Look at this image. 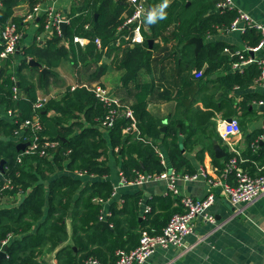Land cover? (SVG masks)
<instances>
[{
    "label": "trees",
    "instance_id": "trees-1",
    "mask_svg": "<svg viewBox=\"0 0 264 264\" xmlns=\"http://www.w3.org/2000/svg\"><path fill=\"white\" fill-rule=\"evenodd\" d=\"M22 1H27L28 11H32L44 0H2L0 33L6 22L12 21L24 35V28L27 26L24 21L25 16H14L15 7ZM164 1L155 0V4L165 3ZM170 2L163 10V17L161 13L156 12L149 17L150 34L143 31L145 41L142 44H132L126 40L117 44V39L129 32L125 24L134 12V8L126 0H79L78 7H74L71 13L73 18L67 27L65 39L62 34L54 32V36L44 47H39L35 41L30 47L23 49L21 60L16 57L1 58L0 56V161H5L4 172L0 171L2 177L0 183L3 184L5 180L10 179L14 186L13 190H6L2 195L14 198L19 194L24 196L19 204L0 205V245L12 235V239L7 244L8 256L0 260V264H43L41 256L45 249L51 252L69 238L66 224L68 217L76 221L73 222L72 228H74L73 239L77 251L72 246L62 247L58 251L61 264L67 261L66 257H62L64 253L74 256L79 252H86L82 258L87 259L88 256L94 255L102 260L101 254L108 250L113 254L116 263L115 250L121 249L122 236L119 238L114 236L118 234L124 222L130 224L132 220L138 221L142 200L140 194L127 195L123 206L113 210L114 214L107 221H110L116 229L114 233L103 229L99 224L101 207L95 204L93 199L108 200L114 189L113 184L108 180L111 168L104 162L108 144L113 151L121 153L123 158L121 174L129 183L134 182L138 174L155 175L165 171L166 168L161 163L157 151L158 140L165 144L174 171L190 175L197 172L188 158L181 153V145L176 135L178 128L176 129V125L172 124L176 119H170L171 127L163 132V120L149 110V99L156 88L153 82L141 80L143 74H149L153 70V52L148 51L150 39L160 41L164 45H175L177 48L173 55L177 56L174 59L176 63L180 59L186 62V56H190L191 59L186 63L197 72L204 70L200 80L217 75L214 81L221 90H248L260 80L263 65L258 61L235 69L234 65L240 62L239 55L231 57L225 55L227 45L224 43L206 44L197 54L184 52L186 47L192 46L190 39L193 37L205 40L209 34L228 31L237 17L235 9L221 8L223 0L219 2L218 0H170ZM215 9L216 11L212 13ZM77 12L81 14L76 15ZM48 20L46 15L39 17L38 34L46 31ZM75 36L88 39L89 43L85 48L79 45L76 47ZM242 38L247 50L241 54L246 60L251 57L248 49L256 47L261 36L254 30H248ZM96 39L101 40L103 48L113 50L114 62L123 72V86L134 85L136 90L135 99L131 103L119 94H115L123 109L133 111L135 121L124 116L118 117L112 127L106 128L108 138L99 127L107 114V108L95 96L92 85L80 84L74 90L67 88L62 102L52 98L43 100L46 101L44 107L37 109L36 104L41 101L39 90L48 82L41 80L36 84L23 74V70L31 66L26 59H34L49 68L58 66L63 59H68L77 69L84 68L94 75L100 68L98 63L103 54L95 43ZM69 44L71 46L68 49L66 46ZM155 48L156 43L152 49ZM2 50L3 46H0V53ZM14 87L19 89L17 97ZM256 97L257 95L252 93H247L243 97L245 111H249L250 101ZM86 107L84 115L89 127H85L81 122L65 126L62 118L64 121L71 119L75 117L74 111L82 112ZM178 107L183 108V116L190 121H194L197 117H203L206 121L212 115L204 113L192 117L185 109L182 100L178 101ZM52 110L58 112L61 117L51 116ZM9 111L12 112L10 118L7 114ZM227 111L231 118L236 114V110L230 107ZM37 117L43 125L39 144L50 145L46 146L48 149L44 156L41 155L40 148L30 154L18 150L20 141L16 139V133L21 130L24 137L32 136L29 128L22 127L26 121ZM133 123L146 142L132 130ZM76 127L81 130L77 132ZM196 134H198L196 130L192 131L187 140ZM53 143H56L55 147H51ZM64 167L73 173L84 171L87 175L107 179L93 182L91 185L85 183L82 188L84 183L80 178L71 175L54 177L56 171ZM73 198L76 200L75 205H71ZM150 205L154 210L153 204ZM153 210L146 215L147 218L154 217ZM157 221L158 217L152 223ZM133 227L132 225L130 228ZM81 232L86 235L81 236ZM111 234H113L112 243L108 242ZM91 244L98 247L93 249L89 247ZM111 245L112 248H109Z\"/></svg>",
    "mask_w": 264,
    "mask_h": 264
},
{
    "label": "crops",
    "instance_id": "crops-1",
    "mask_svg": "<svg viewBox=\"0 0 264 264\" xmlns=\"http://www.w3.org/2000/svg\"><path fill=\"white\" fill-rule=\"evenodd\" d=\"M78 1L57 0L53 2L52 0H44L40 4L41 15H47L48 12L54 9L62 15L68 27L73 18L71 13L74 7H78ZM143 2L150 13L149 17L154 12L160 14L167 7H164L165 3H158L156 5L155 0H143ZM168 3H171L170 0L167 1ZM233 3L236 11L242 10L251 15L255 20L264 23V0H233ZM28 9V2L22 1L15 7L14 16L23 17L28 13ZM215 11L216 9L212 10V13ZM78 14H81V12L76 13V15ZM148 19L145 21L143 31L149 35ZM38 21L39 17L36 18L35 22H26L27 26L24 28V35L20 42L22 51L34 44L35 41L39 47H44L46 42L54 36L53 30L50 29H46L45 32L38 34ZM126 28H128L129 32L123 35H132V29L128 26ZM242 35V33L237 31H219L209 34L203 41L204 45L214 43L226 44L225 55L231 57L246 50L247 46ZM155 43L156 48L154 50L148 49V51L153 52V70L149 74H143L141 80L142 82H153L156 88V91L149 99V110L153 115L163 120V127H165V130H162L163 132L167 131L169 126L171 127L169 120L176 119V122L172 124L176 125V129L178 128L176 135L177 141L181 145V153L188 158L197 171L196 173L204 170L207 174V178L200 175L197 180L186 181L179 179L177 185L181 196L201 199L213 192L215 189L211 188L207 179H218L219 177L223 179L222 168L232 156L236 155L232 150L233 148L238 151V154L242 158L241 166L248 170L251 176L258 177L264 175V139L262 136L264 107L258 104L259 100L264 97V82L256 83L248 90H221L214 81L217 75L203 80L199 79L204 70L201 72L193 70L186 63L191 59L190 56H186V62L181 59L178 63L174 62V59L177 57L173 55L174 50L177 48L175 45H164L160 41H154ZM77 45L79 44L77 43L75 46L77 47ZM190 45L192 46L186 47L184 52L187 54H190V52L197 54L195 52V45L192 43ZM70 46L69 44L66 47L69 49ZM101 52L103 54L98 63L100 68L94 75L84 68L77 69L68 59H63L58 66L53 68H49L45 64H42V68L30 66V68L23 70V74L32 79L36 84L41 80H47L48 84L39 90L41 100H50L52 98L62 102L67 88L73 90V88H76L80 84H87L93 87L103 85L102 87L109 89L113 94L117 93L125 100L127 99L129 103L133 102L136 93L135 87L134 85H130L129 87L123 86V72L118 68L117 63L114 62L113 50L102 47ZM257 57H264V50L258 53ZM16 58L21 60L23 54L17 55ZM44 68L48 70L45 73L42 72ZM98 72L99 74L97 75ZM247 93L257 95L256 98L250 101L251 105L248 112L243 107V97ZM179 100H182V103L185 104V109L188 110L192 117H195L197 114L204 115V113H211L210 119L205 121L203 117H197L194 121L188 120L182 114L183 108L179 109L178 107ZM228 107L236 110L234 117L239 119L242 133L226 142L219 136L217 122L222 119L231 118L227 114ZM86 109L87 107L82 112L74 111L75 117L71 119L64 121V118H62L65 126L81 122L85 127H89V123L85 120L84 115ZM58 115L61 117L58 112L52 110L51 116L57 117ZM99 127H101V130L104 131L105 136L108 138L106 128L102 127L101 124H99ZM80 130L81 128L76 127L77 132ZM195 130L198 134L187 140L189 133ZM256 142L258 145L254 146ZM215 143L221 145L225 151V156L222 158H216L215 156ZM53 144L56 145V143ZM157 144L159 152L166 161V167L169 171L173 170L165 144L161 140H158ZM122 160L121 153L113 151L111 145L108 144L104 162L111 168V175L108 180L111 181L114 189L108 200L94 198L93 201L101 207L105 215L109 214L112 216L115 208L120 209L123 206L125 196L133 194L141 195L142 201L140 203L138 221L132 220L130 224L124 222L120 227V231L118 230V234L114 236L115 238L122 236L121 248L133 249L139 244L143 233H161L162 229L169 222V219L174 214L183 213L184 208L180 202V198L172 194H165L167 191L166 180L152 181L144 185L123 183L120 176ZM63 175L80 178L66 167L56 171L54 177L57 178ZM80 179L83 180V188L85 183L91 185L93 182L102 179L106 180L107 178L89 175L86 178ZM227 182L232 184L233 176H230ZM23 199L24 196L22 194L11 199L7 197L1 206L19 204ZM151 203L154 206V210L152 209L154 217L149 219L143 211L145 205H150ZM75 204L76 200L73 198L71 205ZM232 207L234 212L230 211ZM210 215L214 216L215 222H210L206 219ZM156 217H158V221L152 223ZM73 222L75 223L76 221L72 220L71 217L67 218L66 224L69 238L51 252H47L45 249V252L41 256L43 264H61V257L58 251L64 246H72L77 251L73 239ZM110 225L111 229L108 230L114 233L116 229L113 224L110 223ZM132 225L134 227L131 229ZM194 226V233L184 239L182 246L159 248L143 264H264V196L241 209L225 198L221 189H217L215 203L194 221ZM85 235L84 232H81V236ZM112 237L113 234L109 236L108 242L112 243ZM89 247L96 249L98 246L91 244ZM109 248H112V245ZM105 249L107 248L105 247ZM85 253L79 252L74 256L67 253L62 254V257H66L67 259L64 264H84L86 259L82 258V256ZM101 256L102 260L99 258L101 262L115 264L113 254L109 250L104 251Z\"/></svg>",
    "mask_w": 264,
    "mask_h": 264
},
{
    "label": "built area",
    "instance_id": "built-area-1",
    "mask_svg": "<svg viewBox=\"0 0 264 264\" xmlns=\"http://www.w3.org/2000/svg\"><path fill=\"white\" fill-rule=\"evenodd\" d=\"M56 2L57 0H52ZM126 2L134 8V12L131 17L128 18L125 26H131L132 35L125 36L121 35L119 39H117V44L120 41L126 40L130 41L132 44H142L145 41V37L143 35V29L145 25V21L150 16V13L147 9V6L143 2V0H126ZM221 8L235 9L233 0H223L220 5ZM236 10V9H235ZM41 15V6H36L32 11H28L25 15V22L36 21L37 17ZM49 20L46 25V29L53 30V32L62 34V30L60 27L61 22L64 21L62 15L52 9L46 15ZM248 30H254L260 34L261 40L259 44L254 47L248 49L249 51H253L255 53V57H250L249 59H244V56L239 53L240 62L234 65L235 69H240L245 65L258 62L263 65V72L259 82H264V57L258 58L257 54L264 50V23H261L255 20L248 13L240 10L237 11V17L232 22L228 31H237L244 34ZM23 38V34L19 31V28L16 23L12 21H7L4 25L1 33H0V46H3V50L0 53L1 58L8 57H16L22 53V48L20 47L21 39ZM75 42L78 43L81 47H85L88 39L82 37H76ZM95 43L99 50L102 49V42L100 39H96ZM247 50V49H246ZM30 60V59H29ZM75 88H73L74 90ZM14 92L16 93V97L19 93V89L14 87ZM93 92L95 96L103 104L105 108H107V114L104 117L101 125L104 128H110L113 126L115 120L124 116L128 119H132L135 121L133 111L131 109H123L119 98L113 94L109 89L104 88L102 86H96L93 88ZM46 101H39L36 104L37 109H41L44 107ZM258 104L264 107V98L260 99ZM11 111L7 112L9 117H11ZM231 121L227 119H222L217 122V131L221 139L226 142L237 135L242 133V127L238 118L233 117ZM27 127L31 130L32 136L30 138L24 137L22 130L16 133L17 141L20 143H29V146L23 151L25 154H30L35 152L38 148L41 150V155H46V150L48 149L46 146H50L46 144L45 146H41L39 144V140L41 139L40 133L43 131V125L40 122L39 117L34 120L26 121L22 128ZM132 130L135 131L140 139L146 142L144 138L140 136V132L136 127L135 123L132 125ZM263 139H264V126H263ZM256 142L254 146H257ZM53 144L51 147H55ZM233 152L236 155L232 156L225 166L222 168L223 179L219 177L218 179L210 178L207 179L208 184L211 185V188L215 189L213 192L209 193L206 197L201 199H195L192 197L181 196V192L178 188L179 179H183L186 181L197 180L200 175L207 178V174L204 170H201L198 173L193 175L190 174H178L174 170H168L166 167V161L159 152L157 151L161 158V163L165 166V171L161 174L149 175V174H138L137 179L134 184L144 185L146 183L152 181L166 180L167 182V191L166 195L172 194L180 198V202L184 208L183 213L174 214L166 226L162 229V232L159 234H149L143 233L140 238L139 245L134 249H118L116 250V263L115 264H143L145 263L151 255L159 248H169V247H180L183 245L184 239L194 233V221L202 215L206 210H208L214 203L216 199V190L221 189L222 194L225 198H227L233 205L240 207L241 209L246 207L247 205H251L260 197L264 196V175L253 177L250 175L249 171L244 169L241 166L242 158L238 154V151L233 148ZM75 175L80 178H86L87 175L84 171H75ZM121 180L125 184H129L126 179L120 174ZM233 176V183L230 184L227 182V179ZM0 175V180H1ZM1 187V195L0 202H2L3 198H13L9 196L2 195L6 192V190H13L14 186L10 179L4 181L3 184L0 183ZM98 199V198H96ZM103 201V200H100ZM152 212V207L150 205H145L143 213L145 215ZM110 217L109 214L105 215L101 210L100 220L104 221ZM210 222H215V218L213 215H210L206 218ZM12 239V235L2 241L0 245V252L3 251L4 247ZM85 264H103L98 258L90 256L85 260Z\"/></svg>",
    "mask_w": 264,
    "mask_h": 264
},
{
    "label": "water",
    "instance_id": "water-1",
    "mask_svg": "<svg viewBox=\"0 0 264 264\" xmlns=\"http://www.w3.org/2000/svg\"><path fill=\"white\" fill-rule=\"evenodd\" d=\"M96 17H98V15L96 14ZM60 27H61V30H62V34L63 36L65 37L66 36V31H67V23L65 21L61 22L60 24ZM190 43L194 44L195 45V52L198 53L202 47L204 46V41L202 38H196V37H193L190 39ZM148 44H149V48L150 50L153 48V44H154V40L153 39H150L148 41ZM249 54L251 55V57H255V53L253 51H249ZM26 62L33 66V67H38V68H42V64L39 63L38 61L34 60V59H26ZM48 70L47 69H43L42 72L45 73L47 72ZM228 121H231L232 119L231 118H228L227 119ZM163 131L165 130V127H163L162 129ZM29 146V143H19L18 144V150H25L26 147ZM214 151H215V156L216 158H222L223 156H225V151L224 149L221 147V145H219L218 143H215L214 145ZM4 160H1L0 161V171L4 172ZM143 167V170L144 169V166ZM230 204V203H229ZM231 205V204H230ZM232 208H230V211L231 212H234V210H232ZM99 224L103 227V229H111V225L108 221L104 220V221H100ZM8 249H9V246H5L3 251L0 252V260L2 259H6L7 256H8Z\"/></svg>",
    "mask_w": 264,
    "mask_h": 264
},
{
    "label": "rangeland",
    "instance_id": "rangeland-1",
    "mask_svg": "<svg viewBox=\"0 0 264 264\" xmlns=\"http://www.w3.org/2000/svg\"><path fill=\"white\" fill-rule=\"evenodd\" d=\"M6 199H7V198H3V199H2V202H0V205H2V203H4V201H6ZM169 220H170V219H169ZM90 256H93V257H94V255H90ZM88 257H89V256H88ZM85 259H86V258H85ZM85 259H84V260H85ZM84 263H85V262H84Z\"/></svg>",
    "mask_w": 264,
    "mask_h": 264
},
{
    "label": "clouds",
    "instance_id": "clouds-1",
    "mask_svg": "<svg viewBox=\"0 0 264 264\" xmlns=\"http://www.w3.org/2000/svg\"><path fill=\"white\" fill-rule=\"evenodd\" d=\"M167 6V0H165V5H164V7H166ZM163 15H164V13H163V11H161V17H163Z\"/></svg>",
    "mask_w": 264,
    "mask_h": 264
}]
</instances>
